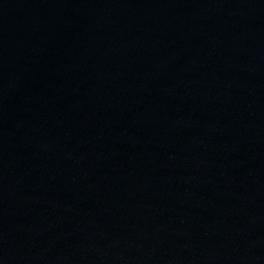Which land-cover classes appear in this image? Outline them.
<instances>
[{
  "label": "water",
  "instance_id": "obj_1",
  "mask_svg": "<svg viewBox=\"0 0 264 264\" xmlns=\"http://www.w3.org/2000/svg\"><path fill=\"white\" fill-rule=\"evenodd\" d=\"M0 264H264V0H0Z\"/></svg>",
  "mask_w": 264,
  "mask_h": 264
}]
</instances>
